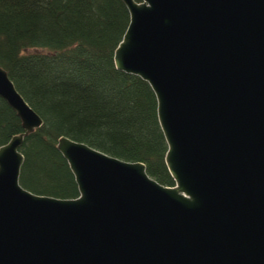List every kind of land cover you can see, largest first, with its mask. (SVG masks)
<instances>
[{
	"label": "water",
	"instance_id": "water-1",
	"mask_svg": "<svg viewBox=\"0 0 264 264\" xmlns=\"http://www.w3.org/2000/svg\"><path fill=\"white\" fill-rule=\"evenodd\" d=\"M118 71L157 100L173 187L60 137L75 199L19 183L43 121L0 67L22 134L0 147V264H264V0H122Z\"/></svg>",
	"mask_w": 264,
	"mask_h": 264
},
{
	"label": "trees",
	"instance_id": "trees-1",
	"mask_svg": "<svg viewBox=\"0 0 264 264\" xmlns=\"http://www.w3.org/2000/svg\"><path fill=\"white\" fill-rule=\"evenodd\" d=\"M129 21L122 0H0V67L43 121L20 149L19 183L30 193L79 196L56 149L60 137L143 163L160 185H175L165 165L154 92L114 64ZM23 132L0 98V147Z\"/></svg>",
	"mask_w": 264,
	"mask_h": 264
}]
</instances>
